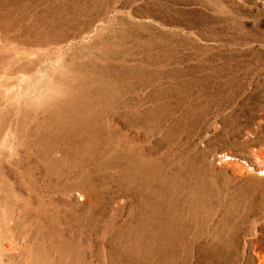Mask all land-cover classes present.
I'll list each match as a JSON object with an SVG mask.
<instances>
[{"label": "rangeland", "instance_id": "rangeland-1", "mask_svg": "<svg viewBox=\"0 0 264 264\" xmlns=\"http://www.w3.org/2000/svg\"><path fill=\"white\" fill-rule=\"evenodd\" d=\"M0 264H264V0H0Z\"/></svg>", "mask_w": 264, "mask_h": 264}]
</instances>
